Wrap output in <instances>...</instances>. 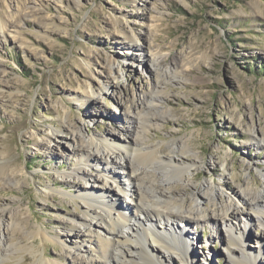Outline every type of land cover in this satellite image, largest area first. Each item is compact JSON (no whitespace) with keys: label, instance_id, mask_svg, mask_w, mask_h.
Wrapping results in <instances>:
<instances>
[{"label":"rangeland","instance_id":"rangeland-1","mask_svg":"<svg viewBox=\"0 0 264 264\" xmlns=\"http://www.w3.org/2000/svg\"><path fill=\"white\" fill-rule=\"evenodd\" d=\"M0 19L9 27L0 36V161L22 172L17 173L21 187L0 184V208L16 210L26 230L40 228L52 236H66L68 228L59 222L75 224L68 214L80 215L82 210L68 195L88 192L84 187L90 184L68 175L87 146L83 143L85 151L69 155L68 146L75 144L61 140L67 135L63 126L81 129L83 140L86 135L103 137L107 131L119 143H127L132 103L138 108L137 99L159 82L164 95L159 106L166 114L148 123L145 145H159L164 158L173 139H188L191 148L186 155L199 158L182 178L172 170L167 181H163L161 165L146 169L131 160L136 173L148 171L138 182L142 188L168 191L165 199L184 206L180 211L177 205L175 212L189 213V207H195L197 212L189 213L190 217L202 216L200 224L189 223L182 231L185 241L191 242L187 264H230L226 250L237 249L229 244L230 226L241 233L234 237L246 239L250 257H263L257 264H264V237L259 235L264 226L251 204L264 188V151L245 132L253 128L264 133V0H0ZM132 43L135 48L127 49ZM143 52L147 58L152 52L160 56L156 67L142 63ZM91 86L93 96L86 98V105L74 101L76 93ZM100 86L106 88L100 91ZM66 115L69 119L64 121ZM52 130L62 136L56 142L54 137L46 139ZM42 142L46 145L35 146ZM57 142L61 148L54 151ZM118 164L122 166L123 161L117 159ZM86 171L93 178L91 183L104 184L100 167ZM111 171L120 173L128 190V170L115 167ZM72 181L78 185L72 188ZM247 182L252 184L245 192ZM107 188L113 199L135 210L128 192H120V183L109 181ZM231 198L237 200L238 212L225 216ZM260 206L264 209L263 201ZM243 208L248 215L240 213ZM12 221V215L4 216L0 230ZM98 224L105 229L102 221ZM78 229L80 236L69 237V247L81 244V256L97 258L92 232L104 233L93 225ZM20 236L15 232L7 243L1 241L18 244ZM50 240L33 241L42 262L81 264L73 263L58 242ZM26 246L21 245V251L10 247L5 264H34V251ZM89 246L93 250L86 252ZM178 247L182 253L183 244ZM233 253L242 262L238 252ZM97 259V264L110 263ZM170 260L183 264L177 255ZM243 263L253 264L247 257Z\"/></svg>","mask_w":264,"mask_h":264},{"label":"bare ground","instance_id":"bare-ground-1","mask_svg":"<svg viewBox=\"0 0 264 264\" xmlns=\"http://www.w3.org/2000/svg\"><path fill=\"white\" fill-rule=\"evenodd\" d=\"M8 28L9 27L7 26L6 22L4 23L2 22V19H0V36L4 37V34L8 31ZM130 42L133 41L130 40ZM125 45L127 44H124V46ZM133 48H135L134 43H132V46L130 45L127 49L133 50ZM144 53L145 52L140 53L142 63L144 65L153 64L156 67L159 62L158 60L160 56H158L156 52H152L155 54H151V56L147 58V55H145ZM164 73L167 72L164 71L163 74ZM159 84L160 83L157 82L152 86L151 91L144 94V96H140L137 99V103H139L138 108H136L134 102L132 103V109L130 110L129 114L131 118L129 117L127 123V129L129 132L125 130L126 133L130 135V137L127 136L125 138L127 139L126 141H128L127 143H119V139H117V137L114 136L111 132L107 131L104 132L103 137L86 135L85 140H83L82 136L84 134L81 132V129H78L72 124L65 125V127L63 126L64 133H67V135L63 136L64 138L60 139L67 140L75 144L68 146L67 149L69 155L76 156L79 153L85 151L82 146L83 143H86L87 146V151L85 152V154L82 157H79L78 160H76V167L68 171V175L72 178V180H75V177H81L85 180V183L87 185L90 184L89 188L87 186L84 187V189H89L88 192L84 191L76 196L68 195L70 201H72L75 205H81V214H68L67 218L70 220V222H75V224L71 225V223H68L69 221L66 222L64 219L62 220V222H59V224H64L65 226H67L69 233L66 236L60 235L58 233H55L54 236H52L47 232H44L40 228H36L34 230L24 229L23 227L25 226V220L19 217L16 218V210L10 212L6 210L4 206L1 207L0 229L3 224V217L7 214L12 215L13 221L11 224L8 223L6 226L3 225V230H0V241L4 239L5 241L3 242L7 243L8 241H10L12 235L15 232L20 233L21 236L18 244L9 243V245H6L1 241L2 247L0 248V264H5L6 258H8L11 254L10 247H13L16 251H21V245L25 246V244L27 246L24 249L30 252L34 251L32 253L33 259L35 261L34 264H48L42 262L41 258H38V256H36L35 248H33L32 244L33 241L37 238H39L41 242L51 241L50 239H52V243L53 241H57L65 254L71 256L73 263L76 262V260H79L81 264H97L99 262L97 258H104L109 260V264H142V261L145 262L144 264H171L170 259L174 255H177L180 256L181 262L183 264H187V260L191 259V255L189 252V246L191 245V242L189 243L185 241L182 231L186 230L189 223L193 222L195 224H200L199 221L201 220L202 216L199 217L197 214H194L193 217H190L189 213H194L195 211L197 212V209L195 207H189V213H178V211L175 212L174 209L179 204H176V201L173 199H165V197L169 194L168 191H165L163 189L161 191H158L156 190L157 187L153 186L144 187L145 189L142 188V185L140 184V182H138V178H140L144 173L146 174L148 171H146L145 169H141L140 174H138L136 173L138 169L132 167L131 163V160H136L139 165L145 167L146 169L161 165V167H164L163 170L165 174L163 181H167L168 177L172 173V170L180 178H182L186 171L188 172L190 168L195 167V161L199 158L198 155H195L193 159L186 155V149L191 148L188 139H173L170 142V152H168V154L164 158L160 156V154H162V149L159 145L151 147H147L145 145V139H147L145 135L148 130V123L152 121H158L159 119H164L166 114L165 111L161 110L162 108L160 109L161 106H159V102L164 99V95L162 96V91L160 90ZM105 88V86H100L99 90L103 91L102 89ZM93 92L94 87L92 86L87 89H82L81 92L79 91V93L75 94V96L77 97L74 101L78 100L82 102L83 105H86V98L93 96ZM150 110H155L158 112V114H151ZM126 113H129V110H127L125 114ZM67 115L64 117V121L69 119ZM64 121L62 120L63 125L65 124ZM245 132L249 135L251 140L254 141V144H256L257 147L264 151V133L262 132V130L248 128ZM58 134V131L52 130L49 133L45 134V136L46 139L47 137L50 139L54 137L53 139H55L56 142V139L58 137H62L61 134ZM69 134L70 136L67 137ZM60 143L61 142H57V144H54V146H52L54 151H59V149L61 148ZM45 145L46 144L42 142L36 144L35 146L37 148H40L41 146ZM48 145L50 146L51 142H49ZM116 146H120V148L117 149ZM117 159L123 161L122 166H119V164L117 165ZM1 161L0 184L2 183L3 187H21V183L17 178V173L18 171L19 173L22 172L15 169L14 167H12L14 168L12 169L8 165H4V162L2 163ZM227 163L224 170L228 169ZM90 166H95L97 168L100 167L102 169L103 176H105L104 184L102 186H98L93 182L91 183V179L93 181V178L91 177L89 172L86 171V168ZM108 166H112V170H114L115 167H123L124 170H128V190L124 188V183L121 182L119 178L120 173L116 174L115 171L112 172ZM212 166L213 163L210 160L208 162V167L211 168ZM246 171L247 175H250V168L246 169ZM262 176L264 178V172ZM109 181H112L113 184H116L117 182L120 183L122 185L120 192L124 194L125 192H128L129 198H131L132 205L135 209L133 212L125 208L117 200V198L113 199V197L109 195V188H107V184L109 183ZM250 182H247V187L244 189L245 192L249 191L248 186L252 184ZM64 184H66V182ZM71 184L73 185L72 188L78 185L77 183H75V181H72ZM145 190L150 191L151 194H146ZM211 192L213 193V191ZM77 200H80L81 203L77 202ZM228 200L229 198L227 199V201ZM230 200L231 201L228 202L229 207L225 212V216H227L228 213V215H234L238 212L235 207V204H237V200L235 198H231ZM262 201L264 202L263 187L260 190L258 197L254 196V198H252L251 204H253L254 209H258L257 211H255V213L261 216L259 223L261 226H264V209L260 206ZM232 202L234 203L232 204ZM130 204L126 203V206H129ZM179 206V210L183 211L184 206ZM240 213L248 215L244 208L240 210ZM98 221H102L104 223V230L103 228H101V225L98 224ZM178 224L183 225L182 229H179ZM76 225L78 228L80 226H83V228H85V226L93 225L94 227L98 228L100 232L102 231L104 233V236H102L98 235L97 232L96 234L95 232H92V234H94V237H96L94 240V244L96 245L94 249H96L97 258L87 260V258L81 256L80 253L83 252V246L81 244H78L75 249L69 247L67 241L70 242L71 240H68V238L70 237V239L75 240L80 236L79 229L77 230ZM248 226H252V224L248 223ZM99 228H101L102 230ZM95 230L97 229L94 228V231ZM9 231H12V233H9ZM227 232L230 239L229 244L237 248L233 250H231V248H228L226 250L230 260V264H244L243 258L245 257L249 258V260L252 259L253 264H257V262L260 263L262 261L263 257H250V255L246 252V239L242 237L241 240V237H234V234L236 236H239L241 234L239 232H236V228L234 226L228 227ZM259 235L261 237H264V231H260ZM23 241L25 242L24 244ZM28 242L31 244H28ZM181 243L183 244V251L182 253H179L180 251L178 249V246ZM91 249V246H89L85 250L87 252ZM233 252H238L239 256L242 259V262L239 260V257L236 258ZM75 253L78 254L75 255ZM56 258L58 260L62 259L61 256H58Z\"/></svg>","mask_w":264,"mask_h":264}]
</instances>
